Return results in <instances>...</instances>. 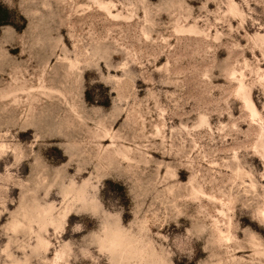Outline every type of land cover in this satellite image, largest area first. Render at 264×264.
Listing matches in <instances>:
<instances>
[{"label":"rangeland","instance_id":"1","mask_svg":"<svg viewBox=\"0 0 264 264\" xmlns=\"http://www.w3.org/2000/svg\"><path fill=\"white\" fill-rule=\"evenodd\" d=\"M263 208L264 0H0V264H264Z\"/></svg>","mask_w":264,"mask_h":264},{"label":"bare ground","instance_id":"2","mask_svg":"<svg viewBox=\"0 0 264 264\" xmlns=\"http://www.w3.org/2000/svg\"><path fill=\"white\" fill-rule=\"evenodd\" d=\"M105 136H106V134H105ZM70 159H71V157H70ZM84 185H85V181L81 185H78V187L76 188V190H78V194L76 195V200H79L80 202H82L84 208L90 207L93 211H96L97 205H94L92 203L93 200L88 199V198L85 199L83 197L84 191L86 190ZM78 196H81V198H79ZM51 209H52V206H49L47 208H41L40 207V209H37V210H35L33 207V209H32L33 212L31 213L30 217H31V219H33L35 217H39V216L47 217L48 215L51 214ZM66 214L67 213L64 212L63 216H65ZM260 215L264 219V208L260 211ZM113 218H114V220L110 224L105 225V230H106L107 235H106V239H104V244L112 246L115 251L124 250V249H127L129 247H134L133 240L129 239L127 237V235H128L127 228H125L121 224L118 217H113ZM21 223L22 222L19 221L18 225H21ZM53 224H54L56 229L62 228L60 221H53ZM16 228H18V227H15V229ZM220 233L222 234V236H227V235H225L227 232H225V234H224V231L221 228H220ZM229 234H230V232H229ZM250 237H251V246L257 252L260 251V248L263 249L261 247L262 246L261 241L257 238V236L255 234H252ZM127 239H129V240H127ZM228 239H229V237H228ZM38 243H39V245L43 246L46 250H49L50 245H51V241H49L46 238H43L42 236L38 237Z\"/></svg>","mask_w":264,"mask_h":264}]
</instances>
